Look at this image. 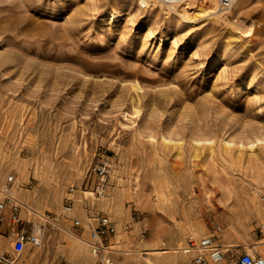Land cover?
<instances>
[{"label":"rangeland","instance_id":"obj_1","mask_svg":"<svg viewBox=\"0 0 264 264\" xmlns=\"http://www.w3.org/2000/svg\"><path fill=\"white\" fill-rule=\"evenodd\" d=\"M181 8L0 0V189L21 218L3 211L0 255L149 264L148 251L210 234L227 262L264 255V219L236 198L248 186L264 207V0L192 23ZM99 216L118 249L94 256L84 242ZM17 231L41 245L14 255Z\"/></svg>","mask_w":264,"mask_h":264},{"label":"built area","instance_id":"obj_2","mask_svg":"<svg viewBox=\"0 0 264 264\" xmlns=\"http://www.w3.org/2000/svg\"><path fill=\"white\" fill-rule=\"evenodd\" d=\"M159 4L167 7H180L185 0H155ZM237 0H217L218 7L224 11L230 10ZM141 6H145L140 4ZM13 177H8L7 182L11 183ZM264 197H262V200ZM9 205L10 221L13 225L21 223L20 218V206L12 199V197L4 196V199H0V222L3 219V211L6 206ZM71 204L67 203L64 206V212L71 211ZM75 225H80L79 221L74 222ZM58 226V225H57ZM260 230L264 232V222L260 225ZM113 227L109 219L105 216H99L95 218V227L92 229L91 241L88 242L92 255L99 256L103 253L105 246L108 244L106 241L101 242L102 235L112 232ZM29 244L32 247H39L41 245V239L36 233H15V241L13 247L14 255L18 256L21 253L22 248ZM184 254L191 255L190 264H264V257L260 255H252L248 252H243L239 255H233L230 261H226L225 254L222 251V247L219 245L217 238L214 234L204 236L200 239L194 237H188L185 240L183 246ZM112 251V250H109ZM107 261V260H106ZM109 261V260H108ZM106 264L108 262H105ZM0 264H14L9 254L0 255ZM109 264V263H108Z\"/></svg>","mask_w":264,"mask_h":264},{"label":"bare ground","instance_id":"obj_3","mask_svg":"<svg viewBox=\"0 0 264 264\" xmlns=\"http://www.w3.org/2000/svg\"><path fill=\"white\" fill-rule=\"evenodd\" d=\"M138 1H139L140 4H143L145 6L156 5L158 9H160V10L165 9V12L167 11V13L169 12V14L177 12V10H179V9H176L175 7H172V6L165 7V6L161 5V4H159L158 2H156L155 0H138ZM200 1H201V3L205 2L206 6L205 5L204 6L200 5L199 4ZM240 2H241V0H237L235 2V4L233 5V7L237 6V4H239ZM207 3L210 5V7L207 6ZM181 6H182V8H181L182 14H179V15L181 16V18L183 19V21L185 23H192L195 20V17L196 16L198 17L201 14H203V15H205V14L206 15L214 14L215 15L214 18H213L214 20H219L223 16L222 12L221 13L218 12V11H220L222 9H220L218 7L217 0H185V2ZM233 7L230 10H227V11H231L233 9ZM226 12H224V13H226ZM252 145H254V144H252ZM230 148L231 147H229L228 149H230ZM239 151H240V149H239ZM236 157H238V156H236ZM237 160H238V158H237ZM246 187H247L246 189H242V194H240L241 196H237L236 197L237 200L241 203V205L243 207V212H245V213H248V212H252L253 213L254 212V214H256L257 216H260L261 219H264V207H261V206H258V205L255 206V200L250 195V192L248 191V186H246ZM0 192L4 196L12 197V199L15 200V202H17V204L19 205V202L12 195L11 191L9 192L8 190L0 189ZM6 208L9 209V205H7ZM35 214L37 216H39V213L35 212ZM40 215L42 216V214H40ZM37 231H38V234H39L40 231L39 230H37ZM261 243L264 244V241H262ZM84 244L89 246L88 243L84 242ZM162 245L164 246V244H162ZM105 249H107V250H117L118 246L115 245V244H111V242H109V245H106ZM182 249H183V246H179L178 248L172 249V250L160 248V249L148 251V252H146V256H144L143 259H144V261H146L149 264H179L181 262L183 263V261L187 257L184 255V253H182L183 252ZM125 252H127V253H131V252L140 253V251H131V250H126ZM178 253H181L180 256L177 255ZM263 257H264V255H263ZM126 261H127L128 264H140V261L138 260V258H134V257H132V258L125 257V262ZM103 262H104V260H103ZM105 262L109 263L110 261L107 260Z\"/></svg>","mask_w":264,"mask_h":264}]
</instances>
